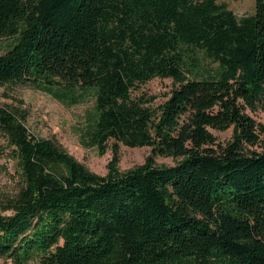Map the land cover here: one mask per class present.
Wrapping results in <instances>:
<instances>
[{"label": "trees", "instance_id": "1", "mask_svg": "<svg viewBox=\"0 0 264 264\" xmlns=\"http://www.w3.org/2000/svg\"><path fill=\"white\" fill-rule=\"evenodd\" d=\"M7 38L0 85L91 88L90 145L152 152L99 175L0 104L20 178L0 264H264V123L246 112L264 97V0L242 17L217 0H0ZM155 76L174 86L151 107L139 90Z\"/></svg>", "mask_w": 264, "mask_h": 264}, {"label": "rangeland", "instance_id": "2", "mask_svg": "<svg viewBox=\"0 0 264 264\" xmlns=\"http://www.w3.org/2000/svg\"><path fill=\"white\" fill-rule=\"evenodd\" d=\"M217 1L225 3L238 17L252 14L256 6V0ZM9 40L10 38L0 39V54L4 53L5 43ZM216 65L205 60L203 67ZM173 86L171 77L155 76L143 83L139 92L147 100V105L157 107L168 97ZM0 104L23 106L27 109V125L31 132L40 137L55 139L69 154L99 175L108 173L109 162L113 159H116L118 170L123 172L143 164L152 152L150 146L130 147L122 143L114 145L112 140L107 143L103 152L96 145H90L86 128L90 117L95 113V92L91 88L76 86L69 92L58 84L8 83L0 85ZM246 112L264 123V97L255 106H247ZM212 132L218 142L225 144L233 135V127L212 129ZM251 148L258 151L264 148V134L261 135L260 143ZM155 160L159 165H174L179 158L157 155ZM19 180L12 147L7 146L5 139L0 137V213L3 212L8 197L20 186Z\"/></svg>", "mask_w": 264, "mask_h": 264}]
</instances>
